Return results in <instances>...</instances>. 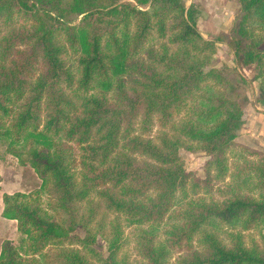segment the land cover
Segmentation results:
<instances>
[{"label":"trees","instance_id":"1","mask_svg":"<svg viewBox=\"0 0 264 264\" xmlns=\"http://www.w3.org/2000/svg\"><path fill=\"white\" fill-rule=\"evenodd\" d=\"M236 2L228 39L236 64L216 66L215 40L184 0H0V140L40 178L31 191L2 192L1 215L21 236L1 240L0 264H170L177 251L175 264H264V244L220 233L264 223V150L242 146L257 155L255 188L244 192L249 176H237L222 200L175 209L188 183H207L212 167L219 178L228 172L250 81L239 66L253 65L264 103V0ZM68 49L78 52L76 68ZM189 99L191 115L171 123ZM181 147L208 156L203 179L186 169ZM41 191L54 195L53 213ZM101 201L116 213L108 236L96 218ZM119 214L136 228L132 262L119 255Z\"/></svg>","mask_w":264,"mask_h":264},{"label":"rangeland","instance_id":"2","mask_svg":"<svg viewBox=\"0 0 264 264\" xmlns=\"http://www.w3.org/2000/svg\"><path fill=\"white\" fill-rule=\"evenodd\" d=\"M186 5L194 4L198 8L197 28L201 34L208 39L215 40L216 49L212 54L211 65L219 66L226 62L228 64H236V58L233 50L231 49L228 39L230 37V26L234 13L237 9L236 0H184ZM156 44L155 41H153ZM78 52L68 49L63 57L66 62L73 68H76V58ZM253 65L247 67L239 66V72L249 79V86L246 90V97L243 100L244 105V121L241 127L237 130L235 137V144L227 152L229 169L225 177L219 178L214 175L215 170L213 167L210 171V180L204 184L203 180L199 181V184L192 186L188 183L186 188V197L183 198L182 203L176 205V212L188 207V200L190 199H205L209 200H222L229 196L233 189L239 187L236 185V179L243 178L248 175L249 180L242 187L244 192L248 191V188H255L254 182L257 178L254 170L252 169L253 163L257 160L256 154H249L248 151L242 149L243 145L264 150V103L257 101L260 79H252ZM195 101L188 100L178 114L172 119L177 125L181 120L191 115L192 106ZM158 129V124H154L151 133L155 134ZM163 129H167L169 132L174 131V128L170 126V123ZM179 153L183 159L186 169L192 170L195 175L200 176L202 179L205 177V163L208 156L201 150H189L181 147ZM76 167L81 168L79 163V157L76 160ZM0 243L3 238H10L17 242L21 236L17 229L16 220L5 218L1 215L2 208V192H13L16 190L31 191L39 187L40 178L34 171V169L28 164H21L18 159L9 153L5 144L0 140ZM238 174V175H237ZM53 194L49 195L46 192L41 191V200L45 206H48L50 212H54L49 207V202L54 201ZM99 197L93 195L92 202L96 203ZM99 206V210L96 212V218H102L104 226V235H109L111 231L110 224L113 222L116 213L106 210L103 206V202ZM89 204V205H90ZM88 202L83 201L80 206V210L86 212ZM118 220L122 229V237L124 242L120 248L119 255H123L130 262L140 258L137 251L135 241V225L128 223L124 216L119 214ZM221 229V228H219ZM229 231H239L243 242L250 246L257 244L259 247L263 246L264 236V223L257 226L242 228L231 227L224 225L220 233L222 236H227ZM80 234H84V231H79ZM102 234H97L98 247L106 252V242ZM193 245L198 246V237L193 239ZM53 251L52 249L49 252ZM180 252H175L171 258L170 264H175L176 257Z\"/></svg>","mask_w":264,"mask_h":264},{"label":"crops","instance_id":"3","mask_svg":"<svg viewBox=\"0 0 264 264\" xmlns=\"http://www.w3.org/2000/svg\"><path fill=\"white\" fill-rule=\"evenodd\" d=\"M1 200H2V198H1Z\"/></svg>","mask_w":264,"mask_h":264}]
</instances>
